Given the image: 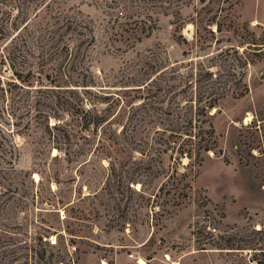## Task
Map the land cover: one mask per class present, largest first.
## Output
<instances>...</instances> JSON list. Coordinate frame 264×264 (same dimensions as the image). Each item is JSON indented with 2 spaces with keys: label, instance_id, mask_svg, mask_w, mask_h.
Masks as SVG:
<instances>
[{
  "label": "rangeland",
  "instance_id": "374dc122",
  "mask_svg": "<svg viewBox=\"0 0 264 264\" xmlns=\"http://www.w3.org/2000/svg\"><path fill=\"white\" fill-rule=\"evenodd\" d=\"M213 11H233L236 31L212 34L211 24L195 34ZM241 36L264 38V0L232 9L224 0H0L1 83L14 78L7 63L25 71L41 52L51 75L63 59L93 75L86 87L49 76L0 96V264H264L262 55L245 52L255 59L240 68L247 92L217 97L213 149L200 161L145 148L154 132L144 115L162 106L156 88L172 85V95L182 75L216 73L220 47ZM39 84L76 88L61 94L110 109V122L27 124ZM61 133L69 138L57 145Z\"/></svg>",
  "mask_w": 264,
  "mask_h": 264
},
{
  "label": "trees",
  "instance_id": "16d2710c",
  "mask_svg": "<svg viewBox=\"0 0 264 264\" xmlns=\"http://www.w3.org/2000/svg\"><path fill=\"white\" fill-rule=\"evenodd\" d=\"M242 0H224L227 2L228 8L232 9L235 5L239 4ZM219 9H223L222 6ZM197 16H201L199 11H195ZM207 11H204V13ZM211 12V11H208ZM233 11H213L209 17H204L203 20H198V24H195V34L199 32L200 29H210V25H215V30L210 32H235L236 26L239 25L233 19ZM222 19H217V18ZM242 26H246L242 23ZM18 33L13 36L9 42L12 43L14 38ZM201 35V34H200ZM240 41L237 44H232L229 46L220 47V51L216 54L218 58L216 66L218 69L216 73L211 72L209 69L204 68L199 70L198 73L193 76V73H186L182 75V80H184V88L182 87L179 91L172 93V85H166V87H157V90H162V95L159 101H154L156 104H162V106L150 105L151 109L146 115H151V129H153L154 136L152 137L150 147H145L147 149L153 148L154 150H160L162 152H171L176 154L178 159L186 157L189 161L197 159L200 161L203 154L208 153L213 149V136L214 131L212 127V109L217 107V97L226 95V92L237 93L242 95L248 91L246 83L243 82L244 72L240 68H246L248 63L254 62L255 59L248 56L247 51H251L254 55H262L264 57V38L255 39L251 41H245L246 38L240 37ZM222 41L217 38L216 44H220ZM231 44V43H230ZM238 47H243L242 52H238ZM67 54L70 56H76V52H72L67 48ZM47 53H40L38 55V61H33L31 65L25 69V71H17L13 69L14 65L7 63V68L12 71V80L2 82L0 80V96L10 92L11 90L20 89L24 92H28L31 89L32 82L41 83L44 79L49 76H53L48 81L52 83L65 82L67 86H89L85 80V77L92 78V72L90 68L80 61L72 60L69 63L61 60L54 65V69L50 67L54 74L51 75V71L46 72L49 57L46 56ZM11 60V58H10ZM50 63V62H49ZM236 68H238L236 70ZM264 77V74L262 75ZM93 79V78H92ZM35 80V81H33ZM92 82V81H90ZM181 82V79L180 81ZM182 86V84H180ZM54 86H60L59 84H54ZM94 86V85H93ZM7 87V88H5ZM33 89L36 90L37 97L33 106V111L31 112L30 119H28L27 124L31 120L39 121L44 124L47 129H59L64 130L67 127V119L65 116L77 118L82 124L84 129L96 130L103 123H109L110 109H107L101 114L97 109L93 107L85 108L81 100L79 102L69 97H64L61 94V90H68L70 92H76L74 87L62 89L61 87H51L43 84L35 86ZM88 90V89H84ZM43 92H47L46 95ZM64 93V92H63ZM124 106H129L127 103H123ZM146 105L145 103H142ZM145 107V106H144ZM147 109V107H146ZM112 114V113H111ZM134 112H132L131 120H133ZM53 117L57 120V123L49 125V119ZM19 118V117H18ZM147 118V117H144ZM20 120V119H19ZM21 123V121H18ZM18 125L17 123H14ZM126 123L122 124V131L126 127ZM26 126V125H24ZM23 126V127H24ZM12 132V131H11ZM8 132V133H11ZM67 134V135H66ZM68 133H61L54 137V142L57 145L65 144L68 141ZM65 140V141H64ZM58 148V147H57ZM148 150H144L141 155L150 158L154 153H147ZM149 162L146 161L145 163ZM260 264V262L258 261Z\"/></svg>",
  "mask_w": 264,
  "mask_h": 264
},
{
  "label": "bare ground",
  "instance_id": "6f19581e",
  "mask_svg": "<svg viewBox=\"0 0 264 264\" xmlns=\"http://www.w3.org/2000/svg\"><path fill=\"white\" fill-rule=\"evenodd\" d=\"M140 262H141L142 264H144L143 260H140Z\"/></svg>",
  "mask_w": 264,
  "mask_h": 264
}]
</instances>
